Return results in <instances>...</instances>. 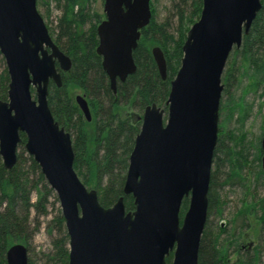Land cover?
I'll return each instance as SVG.
<instances>
[{
	"label": "water",
	"instance_id": "obj_1",
	"mask_svg": "<svg viewBox=\"0 0 264 264\" xmlns=\"http://www.w3.org/2000/svg\"><path fill=\"white\" fill-rule=\"evenodd\" d=\"M149 1L103 0L96 51L113 91L117 80L136 70L132 52L151 18ZM260 7L261 0H202L198 19L186 31L166 109L155 103L144 107L122 195L103 206L96 189L74 170L71 136L47 102L49 82L62 84L56 63L67 70L68 57L52 39L36 0H0V54L9 79L7 97L0 99V158L5 168L14 166L22 133L26 153L57 197L68 235V264H199L221 75ZM151 52L164 79V54L158 46ZM75 102L90 120L84 95L76 94ZM260 149L264 170V133ZM123 195L132 196V210H126ZM184 197L188 205L180 215ZM5 260L28 264L26 246L10 245Z\"/></svg>",
	"mask_w": 264,
	"mask_h": 264
},
{
	"label": "trees",
	"instance_id": "obj_2",
	"mask_svg": "<svg viewBox=\"0 0 264 264\" xmlns=\"http://www.w3.org/2000/svg\"><path fill=\"white\" fill-rule=\"evenodd\" d=\"M92 1L56 2L60 15L55 28L48 27V30L68 57L69 68L59 70L60 87L49 82L47 102L54 119L71 136L73 168L77 175L88 188L96 189L101 205L110 206L122 195L128 157L140 128L144 107L155 103L166 108L170 80L180 65L186 31L198 19L202 0H172L175 24L169 19L158 21L151 13L148 24L140 30L132 53L136 70L123 81L117 80L114 91L102 68L101 56L96 52V26L104 13L102 8L92 9ZM48 15L46 6L42 15L44 20ZM154 46L160 47L164 54V79L152 56ZM0 64V99H6L9 79L1 54ZM221 82L219 119L220 116L223 118L218 120L212 161L215 169L211 168L207 217L198 248V263L264 264V192L257 193V187L264 191L260 149L264 122L260 133L250 138L244 129L250 112L245 95L259 89L264 93V0H261V7L248 31L242 35L240 45L231 50ZM72 87L85 96L90 120L85 119L73 99ZM261 92L259 95L264 96ZM118 105H126L131 111L135 109V113L129 110L121 115L116 109ZM228 121L233 123V128H225ZM20 137L14 166L5 168L0 158V264H6L5 252L14 243L24 244L29 252L30 240L40 224L39 217L47 215V208H54V203H58L39 166L25 152V136L20 133ZM220 168L224 169L221 182L215 178ZM233 185H239L243 190L229 220L231 226L227 228V223L222 225L209 220L210 215H219L227 202L214 192L213 187L230 188ZM32 193L35 194L34 201L31 200ZM123 202L126 210L134 208L131 195H123ZM187 205L188 197H184L180 215ZM31 211H34L33 227L29 225ZM54 213L46 227L48 234L52 235L51 249L42 253L43 261L45 264H68V235L59 206ZM249 215L260 222V243L245 242L244 231L249 226ZM235 223L238 224L235 226ZM28 261L33 264L29 256Z\"/></svg>",
	"mask_w": 264,
	"mask_h": 264
},
{
	"label": "rangeland",
	"instance_id": "obj_3",
	"mask_svg": "<svg viewBox=\"0 0 264 264\" xmlns=\"http://www.w3.org/2000/svg\"><path fill=\"white\" fill-rule=\"evenodd\" d=\"M58 0H37V8L39 10V12L41 13V15H44L45 12V7H48V11H49V15L47 17H45V23L47 25V27L50 28H55L56 22H57V18L60 15V8L56 7ZM102 0H93L91 2L90 7L92 9L98 10L101 9L103 6V1L101 4ZM46 5V6H45ZM150 10L151 13L153 12V14L155 15V19L158 21H163L165 19H169V21L176 22V14L175 11L173 9V5H172V0H150ZM103 11V10H102ZM2 70V65L0 64V72ZM223 85V84H222ZM233 89H231L232 92ZM238 91H236L237 93ZM261 92V90H257L256 93H251L248 92L245 95V101L248 102V104L250 105L249 108V115L247 116V118L245 119L244 122V129L247 131L248 133V137L250 138L253 135H258L260 133L261 130V125L264 122V96L259 95ZM76 94H81V92L79 91V89H76L74 87L71 88V95L73 97V99L75 100V95ZM222 94V92H221ZM261 94L263 95L264 93L261 92ZM221 99V98H220ZM116 109L119 111V113L121 115L125 114L126 112H133L135 113V109H133V111H131V109H129L128 106L126 105H118L116 107ZM166 109V108H164ZM131 114V113H130ZM223 118V116H222ZM221 116H220V120H222ZM234 125L232 122L228 121L225 124V128H233ZM251 157L249 156V159ZM212 170L215 169L214 164L211 166ZM220 172L216 173V175H218L215 178L217 180H220L219 182H221L222 180V171L224 170L223 168L219 169ZM218 182V183H219ZM230 188H228V186H220V187H213L214 188V192L219 194L221 199H225L227 200V202L225 203V205L222 207L221 213L219 215L216 214H212L209 216V220L217 223V224H222L225 225L227 223V228H229L231 226V224L229 223V220L232 217V212L235 209V205L238 206V201L239 198H241L242 196V187L239 185H233V186H229ZM257 193L263 194V190L262 188H258L257 187ZM31 200L34 201L35 200V194L32 193L31 194ZM53 199H51L52 201ZM58 203H54V208H52L51 206H49L48 209V214L45 216H40L39 217V227L38 229L34 232V234L32 235V238L30 240V247H29V254L28 256L31 258V260L33 261V264H45L43 261V257H42V253H47L50 251L51 249V241H52V235L48 234L47 232V223L49 220H51L52 215H54L55 210L57 208ZM34 216V211H31V216H30V226L33 227V217ZM248 223L249 226L248 228L244 231V239L245 242L249 243L252 242L253 244H257L260 243V238L259 233V227H260V222L259 220H257L253 215H249L248 216ZM238 223H235V226ZM170 255H172L170 253ZM234 256H232L233 258ZM171 259V257H170Z\"/></svg>",
	"mask_w": 264,
	"mask_h": 264
},
{
	"label": "flooded vegetation",
	"instance_id": "obj_4",
	"mask_svg": "<svg viewBox=\"0 0 264 264\" xmlns=\"http://www.w3.org/2000/svg\"><path fill=\"white\" fill-rule=\"evenodd\" d=\"M103 1V0H102ZM102 10H103V6H102ZM104 13V12H103ZM102 19H104V17L102 18ZM101 19V20H102ZM100 20V21H101ZM98 25V24H97ZM97 27V26H96ZM96 34H97V32H96ZM98 38V37H97ZM53 39V38H52ZM98 45V44H97ZM97 52V51H96ZM133 53V52H132ZM132 56H133V54H132ZM134 59V58H133ZM4 61V60H3ZM101 62H102V57H101ZM5 64V63H4ZM56 68H57V70H58V72H60L59 70H60V67H59V64L58 63H56ZM117 82V81H116ZM49 85V84H48ZM116 85V84H115ZM32 92H33V89H32ZM82 94V93H81ZM83 95V94H82ZM85 97V96H84ZM88 103V102H87ZM89 106V105H88ZM90 109V108H89ZM143 112V111H142ZM82 113V112H81ZM83 115V114H82ZM142 115V114H141ZM84 116V115H83ZM140 120H141V116H140ZM141 124V123H140ZM140 129V128H139ZM18 146V145H17ZM25 149V148H24ZM26 152V151H25ZM64 220V219H63ZM26 248H27V246H26ZM28 248H27V256H28ZM7 264V263H6ZM28 264H29V261H28Z\"/></svg>",
	"mask_w": 264,
	"mask_h": 264
}]
</instances>
